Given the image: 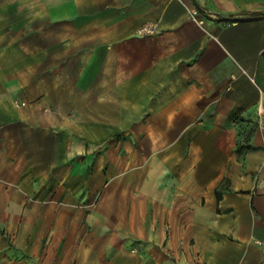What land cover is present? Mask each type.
I'll return each instance as SVG.
<instances>
[{"label":"crops","instance_id":"1","mask_svg":"<svg viewBox=\"0 0 264 264\" xmlns=\"http://www.w3.org/2000/svg\"><path fill=\"white\" fill-rule=\"evenodd\" d=\"M0 264H264V0H0Z\"/></svg>","mask_w":264,"mask_h":264},{"label":"built area","instance_id":"2","mask_svg":"<svg viewBox=\"0 0 264 264\" xmlns=\"http://www.w3.org/2000/svg\"><path fill=\"white\" fill-rule=\"evenodd\" d=\"M195 20V18H193ZM199 24L202 23L201 20L198 21ZM156 24L154 23H146L144 25H142L139 29H138V34L139 35H148V34H152L156 31ZM260 113L263 114L262 109H260Z\"/></svg>","mask_w":264,"mask_h":264}]
</instances>
